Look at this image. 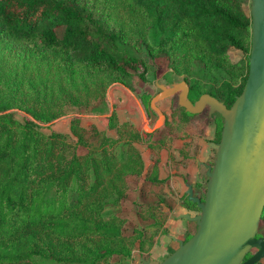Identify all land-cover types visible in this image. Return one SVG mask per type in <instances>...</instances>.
Wrapping results in <instances>:
<instances>
[{
  "label": "trees",
  "instance_id": "trees-1",
  "mask_svg": "<svg viewBox=\"0 0 264 264\" xmlns=\"http://www.w3.org/2000/svg\"><path fill=\"white\" fill-rule=\"evenodd\" d=\"M120 10L138 26L133 41L118 23ZM4 37L41 49L34 55L51 59L48 66L58 67L69 85L102 75L129 89L147 70L129 47L144 44L184 76L191 101L209 93L229 107L248 74L251 17L243 0H0ZM231 49L242 57L233 62ZM22 83L0 93V264H103L129 255L135 241L142 252L144 230L127 235L123 216H104L113 197L128 193L127 176L143 175L140 132L112 114L108 128L116 137L81 126L80 116L71 117L70 132L45 133L42 124L70 110L24 103L17 97ZM176 108L181 117L193 116L178 103L172 113ZM143 180L156 201L134 202L135 212L157 223L166 217L160 209L167 178L156 162ZM184 196V205L197 208ZM258 235L264 237V210Z\"/></svg>",
  "mask_w": 264,
  "mask_h": 264
},
{
  "label": "rangeland",
  "instance_id": "rangeland-1",
  "mask_svg": "<svg viewBox=\"0 0 264 264\" xmlns=\"http://www.w3.org/2000/svg\"><path fill=\"white\" fill-rule=\"evenodd\" d=\"M243 4L247 11L249 1L243 0ZM123 12L125 13V11ZM117 17L118 23L125 25L124 29L127 30L128 40H132L135 36L136 27H138L137 24L132 23L129 25L127 23L129 18L121 10ZM132 41L130 42L133 43ZM36 50L41 49H35L32 45L7 37L0 39V93L4 95L8 89L17 88V82L23 81L22 86L18 87L17 97L24 103L33 106L46 105L51 108L70 110L69 114L62 115L53 122L42 124L41 129L45 133H51L52 131L70 132L72 116H80L79 123L85 128L90 127L91 124L98 128L94 122L97 118L106 119L108 126V119L112 114L116 116L119 123L129 122L140 132L141 139L135 145L141 152L144 161L143 175L140 178L134 175L127 176L128 193L121 200L116 196L113 197L104 210V216L105 218H110L113 214L123 216L126 219L124 232L127 235H131L134 232L133 230H144L142 238L145 245H143V251L140 252L137 245L138 241H135V246L131 248L129 255L107 258L103 261V264H142L139 257L150 260L149 264H159L178 247L173 236L169 238L167 235L166 222L169 220L173 206L184 205V195L186 194L178 197L174 193L165 192L160 211L163 209V215L166 217L159 219L157 223L153 219L148 220L139 217L135 212L134 202L152 203L156 201L155 198L149 196V185L143 180L146 171L156 162L159 169L162 149L166 151L164 153L167 154L168 160L170 159L174 165L176 162L185 163L186 158H188L185 150L186 146H193V142L180 144V140L188 135L187 127H198L201 121L209 117L207 108L198 117L194 115L181 117L177 108L172 113V110L177 106V95L175 94L156 104L166 114V120L162 127L150 131L158 120L157 113L150 107L151 98L159 91L156 83L170 86L173 82L183 80L184 76L178 75L172 70L169 60L165 56L150 55L144 44L133 43L129 47L133 54L142 57L147 64L145 79L135 78L131 81L130 89L118 81L108 83V80L102 75H95L85 86L81 84L80 79H75V82L69 85L58 67L48 66L51 59L44 55L42 57L34 55ZM229 56L235 62L242 57V54L238 50L231 49ZM83 80L86 81V78H83ZM133 111H137L136 118L132 117L133 121L129 119L121 121L120 117L132 115ZM118 113H121L120 116H118ZM140 113H143L145 117L144 122L141 120ZM217 115L214 113L211 115L212 118L215 117V120L212 121L215 129L212 148L214 153L209 158L208 164H211V160L215 155L217 145L214 139L222 125ZM16 117L22 119V114L16 112ZM108 130L114 131L110 135L117 136L115 129L108 128ZM124 146H122V151ZM173 151L178 154L179 160H176L175 155L177 154H174ZM168 179L169 177L167 181ZM206 179V176H204L198 181L197 186L200 197L204 196ZM191 207L195 214L200 213L198 208ZM158 211L155 210V213H158ZM158 215L161 217L160 214ZM191 222H189L191 231H185L182 240L195 232L196 225ZM183 223L186 222L183 221ZM262 230L260 229L259 233ZM260 264H264V259L260 261Z\"/></svg>",
  "mask_w": 264,
  "mask_h": 264
},
{
  "label": "water",
  "instance_id": "water-1",
  "mask_svg": "<svg viewBox=\"0 0 264 264\" xmlns=\"http://www.w3.org/2000/svg\"><path fill=\"white\" fill-rule=\"evenodd\" d=\"M249 9L248 74L229 107L209 93L191 101L185 80L170 86L156 83L159 91L151 98L150 107L158 120L150 131L166 120L156 104L175 94L185 112L196 115L207 108L209 117L217 113L222 118L212 164H204L203 198L187 185V200L196 204L200 213L177 216L194 222L195 232L187 240L173 237L178 247L159 264H260L264 259V237L258 236L264 210V0H249ZM140 261L150 263L142 257Z\"/></svg>",
  "mask_w": 264,
  "mask_h": 264
},
{
  "label": "crops",
  "instance_id": "crops-1",
  "mask_svg": "<svg viewBox=\"0 0 264 264\" xmlns=\"http://www.w3.org/2000/svg\"><path fill=\"white\" fill-rule=\"evenodd\" d=\"M124 110V109H123ZM137 111H133L132 115L125 117H120L121 121L124 120H132L136 118L135 114ZM121 113H118L120 116ZM201 113L194 115L195 117L200 116ZM141 120L144 122L145 117L143 113H140ZM213 116L206 117L198 127H187V136L180 140V144H185L186 142H193V146H186V154L188 158H186L185 163H177L174 165L171 163L170 159L168 160L167 154L164 153V149L160 152L161 161L159 166V176L160 178H168V181L164 185V192L174 193L178 197L186 194L187 185H192L193 192L195 195L199 196V188L198 181L205 176L206 167L204 164H208L209 158L213 153V135H214V127L212 121L215 120ZM95 124L99 129L106 130L108 134H113L114 131L108 130L107 120L104 118H97L94 120ZM165 123V121H164ZM163 123V125H164ZM197 124V123H196ZM162 125V126H163ZM161 126V127H162ZM184 142V143H182ZM174 154L175 151H173ZM175 155L176 160H179L180 157ZM147 161V160H146ZM148 166V165H147ZM169 193V194H170ZM183 213H188L191 216L196 215L193 212L191 207L186 205H175L171 209V213L169 216V220L166 222V228L168 229V237L173 236L176 239H182V235L185 231H191L189 222L186 219H178L177 216ZM183 221L186 223L184 224ZM192 223V222H191ZM194 223V222H193ZM195 224V223H194ZM172 240V239H171ZM173 242V240H172ZM176 242V241H174ZM177 243V242H176ZM171 244V243H170ZM141 257H139L140 259Z\"/></svg>",
  "mask_w": 264,
  "mask_h": 264
},
{
  "label": "flooded vegetation",
  "instance_id": "flooded-vegetation-1",
  "mask_svg": "<svg viewBox=\"0 0 264 264\" xmlns=\"http://www.w3.org/2000/svg\"><path fill=\"white\" fill-rule=\"evenodd\" d=\"M177 95V94H176ZM207 112H208V110H207ZM203 113V112H202ZM214 114H217V113H214ZM258 236H260V235H258Z\"/></svg>",
  "mask_w": 264,
  "mask_h": 264
}]
</instances>
